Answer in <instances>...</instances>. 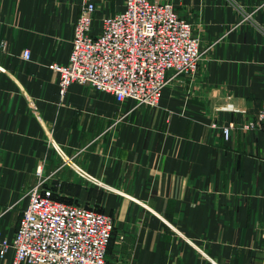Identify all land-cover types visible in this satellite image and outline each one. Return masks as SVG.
I'll list each match as a JSON object with an SVG mask.
<instances>
[{"label": "crops", "instance_id": "1", "mask_svg": "<svg viewBox=\"0 0 264 264\" xmlns=\"http://www.w3.org/2000/svg\"><path fill=\"white\" fill-rule=\"evenodd\" d=\"M157 1L191 22L201 55L196 71L169 78L149 107L78 83L60 96L48 65L67 61L83 0H0V237L8 243L27 191L43 179L56 199L112 217L107 264H264V133L239 127L264 98V0ZM121 6L97 0L93 33ZM12 255L9 247L0 264Z\"/></svg>", "mask_w": 264, "mask_h": 264}, {"label": "built area", "instance_id": "2", "mask_svg": "<svg viewBox=\"0 0 264 264\" xmlns=\"http://www.w3.org/2000/svg\"><path fill=\"white\" fill-rule=\"evenodd\" d=\"M96 1L83 0L73 24L67 61L48 65L57 74L61 97L72 83H78L110 93L117 102L131 99L154 107L169 78L196 71L199 38L173 3L122 0L121 9L102 17L98 32L93 33ZM30 56L28 48L21 51L24 60ZM239 127L264 133V98L255 118ZM233 128V123L222 126L225 139ZM70 159L62 157L63 163ZM36 175L41 176L40 165ZM43 182L39 179L27 191L11 242L0 237V257L11 247L10 264H107L112 217L91 206L56 199Z\"/></svg>", "mask_w": 264, "mask_h": 264}]
</instances>
